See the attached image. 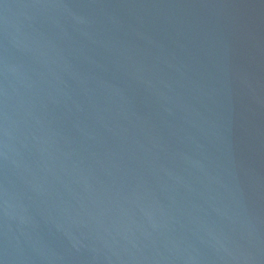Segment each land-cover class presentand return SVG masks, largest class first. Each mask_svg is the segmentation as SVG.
<instances>
[{"label":"water","instance_id":"obj_1","mask_svg":"<svg viewBox=\"0 0 264 264\" xmlns=\"http://www.w3.org/2000/svg\"><path fill=\"white\" fill-rule=\"evenodd\" d=\"M0 264H264V0H0Z\"/></svg>","mask_w":264,"mask_h":264}]
</instances>
